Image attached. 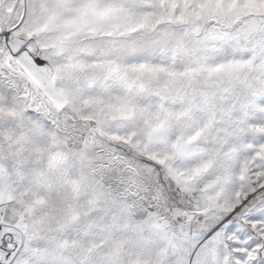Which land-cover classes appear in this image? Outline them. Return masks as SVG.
Segmentation results:
<instances>
[{
	"label": "snow or ice",
	"instance_id": "1",
	"mask_svg": "<svg viewBox=\"0 0 264 264\" xmlns=\"http://www.w3.org/2000/svg\"><path fill=\"white\" fill-rule=\"evenodd\" d=\"M0 264H264V0H0Z\"/></svg>",
	"mask_w": 264,
	"mask_h": 264
}]
</instances>
